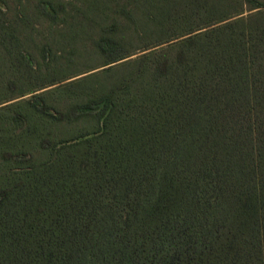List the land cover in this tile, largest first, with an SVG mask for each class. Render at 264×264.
<instances>
[{
  "label": "trees",
  "instance_id": "trees-1",
  "mask_svg": "<svg viewBox=\"0 0 264 264\" xmlns=\"http://www.w3.org/2000/svg\"><path fill=\"white\" fill-rule=\"evenodd\" d=\"M86 1L146 6L105 65L148 51L54 112L0 107V264H264V0ZM22 47L0 25V105L43 86Z\"/></svg>",
  "mask_w": 264,
  "mask_h": 264
},
{
  "label": "rangeland",
  "instance_id": "rangeland-1",
  "mask_svg": "<svg viewBox=\"0 0 264 264\" xmlns=\"http://www.w3.org/2000/svg\"><path fill=\"white\" fill-rule=\"evenodd\" d=\"M49 2L53 3L57 12L54 21L45 18L40 12L42 8L48 10ZM128 7L134 8L132 5ZM112 10L106 5L86 0H0V25L12 28L23 46L26 61L32 66L31 77L38 80V84H43L21 97L5 101L0 107L34 101L37 104L46 103L54 112L65 103L77 100L78 96L86 98L90 87L100 86L105 82L101 73L111 66L147 52L148 50H139L117 63L105 65L94 42L110 34L115 23H120L118 28L134 31L145 25L144 5L133 12L130 23H123V17L120 19L115 10ZM155 39V36H150L142 42L134 41L132 47H140L146 41ZM15 55L16 51L12 56L4 50L0 51V60L17 67L16 63L10 62ZM72 83L74 87L71 90L56 91ZM25 85L28 86L29 83L26 82ZM37 96L40 98L34 100Z\"/></svg>",
  "mask_w": 264,
  "mask_h": 264
}]
</instances>
